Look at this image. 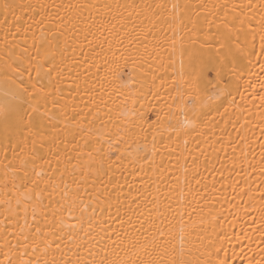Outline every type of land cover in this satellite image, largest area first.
I'll return each instance as SVG.
<instances>
[{"label":"bare ground","instance_id":"obj_1","mask_svg":"<svg viewBox=\"0 0 264 264\" xmlns=\"http://www.w3.org/2000/svg\"><path fill=\"white\" fill-rule=\"evenodd\" d=\"M0 264H264V0H0Z\"/></svg>","mask_w":264,"mask_h":264},{"label":"snow or ice","instance_id":"obj_2","mask_svg":"<svg viewBox=\"0 0 264 264\" xmlns=\"http://www.w3.org/2000/svg\"><path fill=\"white\" fill-rule=\"evenodd\" d=\"M5 8H7V5H5ZM37 77H40V72H41V70H40V68L38 67L37 68ZM211 71H217L214 67L213 68H210L209 69V73H211ZM47 75H51V73L49 72V73H47ZM217 76H219V71H217ZM33 87L35 88V85H33ZM36 90V92H41L42 91V89H35ZM5 95H7V93L5 94ZM30 96L32 95V94H29ZM31 108H32V111L33 112H37L38 111V109L34 106V105H29ZM11 109L9 108L7 111H10ZM29 115L31 116V113H29ZM43 125H42V122L39 124V127H42ZM35 144H36V142L35 141H33V146H34V148H35Z\"/></svg>","mask_w":264,"mask_h":264}]
</instances>
